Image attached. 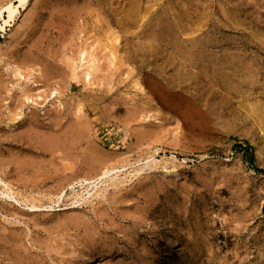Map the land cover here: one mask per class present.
<instances>
[{"label": "rangeland", "instance_id": "1", "mask_svg": "<svg viewBox=\"0 0 264 264\" xmlns=\"http://www.w3.org/2000/svg\"><path fill=\"white\" fill-rule=\"evenodd\" d=\"M262 3L0 0V264H264Z\"/></svg>", "mask_w": 264, "mask_h": 264}, {"label": "bare ground", "instance_id": "2", "mask_svg": "<svg viewBox=\"0 0 264 264\" xmlns=\"http://www.w3.org/2000/svg\"><path fill=\"white\" fill-rule=\"evenodd\" d=\"M28 2V0H18V3L20 6H24L26 3ZM261 7H264V3L261 4ZM6 11L8 12V18L11 20L14 18L17 9L14 8L13 4H9L6 8ZM107 172V171H106Z\"/></svg>", "mask_w": 264, "mask_h": 264}, {"label": "trees", "instance_id": "3", "mask_svg": "<svg viewBox=\"0 0 264 264\" xmlns=\"http://www.w3.org/2000/svg\"><path fill=\"white\" fill-rule=\"evenodd\" d=\"M239 148H242V147H241V146H239ZM248 148H250V146H248ZM250 162H251V163L253 162V158H252V159H250ZM256 171H258V172H263V173H264V171H263V170L256 169Z\"/></svg>", "mask_w": 264, "mask_h": 264}]
</instances>
